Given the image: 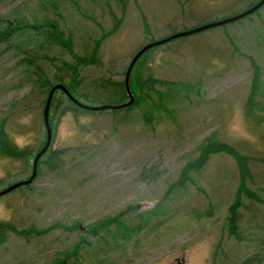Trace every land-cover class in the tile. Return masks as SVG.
I'll use <instances>...</instances> for the list:
<instances>
[{"label":"rangeland","instance_id":"rangeland-1","mask_svg":"<svg viewBox=\"0 0 264 264\" xmlns=\"http://www.w3.org/2000/svg\"><path fill=\"white\" fill-rule=\"evenodd\" d=\"M258 1L0 0V19L22 26L0 48V119L11 140L30 151L21 159L0 156V191L31 175L46 138L40 79L63 74L58 59L95 58L77 68L71 88L86 105H102L117 97L142 46ZM49 23L70 40L71 51L50 40ZM24 49L36 56L31 66L19 63ZM254 65L259 84L251 119L244 108ZM136 70L164 84L149 98L144 92L130 111L78 112L55 93L52 140L34 182L0 197V222L26 231L6 234L0 264H243L255 256L254 264H264V6L154 47ZM215 141L250 157L252 177L240 198L252 209L242 210L243 220L254 214L256 221L244 224L240 243L229 240L225 226L240 178L235 158L211 154L182 176ZM106 220L114 222L97 237L89 234ZM132 228L137 234L123 242Z\"/></svg>","mask_w":264,"mask_h":264},{"label":"trees","instance_id":"trees-1","mask_svg":"<svg viewBox=\"0 0 264 264\" xmlns=\"http://www.w3.org/2000/svg\"><path fill=\"white\" fill-rule=\"evenodd\" d=\"M19 23L20 22L14 23V22H11L9 20L5 21V20L0 19V48L2 45L10 44L12 39L20 32V30L22 29V26ZM47 28H48V33H49V37H50L51 41L58 43L63 49H68L69 51H71L70 40L67 38L63 39L62 32L59 30V28L57 27V25L55 23L54 24H52V23L47 24ZM20 51H21V54L24 55L22 60L19 62L20 65L22 64V65H26V66L27 65L31 66L35 63L36 56L34 55V53L30 52L29 50H25V49L20 50ZM147 52H145V53H147ZM73 58L75 61V63H73V64L68 63L65 60L58 59V61L61 62L60 68H62L63 74L59 73L58 75H54V78L52 81H49L45 78L40 79L39 92H40V95L44 98L42 101V103H44V105H45L46 98H47V95H48L50 89L57 84L65 86L66 89L69 91V93L75 99L84 103V101H81V99L85 100L83 98L84 96H81V94H77L76 92H74L71 87H72L74 81H76V79L78 77V73L76 71L77 68L81 65L93 64L95 62V58L94 57L81 58V57H78L75 55H73ZM139 59L136 62L135 66L132 70V73L130 75V79H129V88H130L132 95L134 96V103L129 107H126V108H123L120 110H114V111H120V112L130 111L132 109V106H134L136 103H138L140 96H142V94H144V92H145V96L147 98H149L148 92L153 91L155 85L164 84L163 81H161L159 79H153L150 76H147L146 78L143 79L141 77V75L136 70L137 63H139ZM258 84H259V68L254 65V72H253V77L251 80V90L252 91L245 101V108H244L245 115L251 119H253L257 116L256 111H255L256 103H255L254 93L258 89ZM57 91H60V90H56L52 96L50 109H49V116L51 115V113L54 110V108H53V102L55 99L54 95H55V93H57ZM63 96H65V95L63 94ZM65 98L67 99V101L69 102L70 106L73 109L77 110L78 112H80V111L86 112L85 110L75 106L66 96H65ZM126 101H128V97H127V94H126V91L124 88V79H123V81L119 84V94H117V97L115 99H109V100L105 101L104 103H102V105H104V104H120V103H123ZM110 111H113V110H110ZM87 112H90V111H87ZM99 112H101V111H99ZM6 121H7L6 118L0 119V156L2 158H15V159L16 158L17 159L26 158L29 155L30 151H28L25 148L18 147V145H16L11 140V138L9 137V131L7 129V122ZM49 125H50V129H51V134L53 135L51 121H49ZM45 134H46V132H45ZM222 153L232 155L235 158L237 165H238L239 173H240L239 184H238V188L236 191L235 199H234L233 203L230 205V207L228 208V216L226 218V223H225L229 240L234 241L235 243H240L246 239L244 234H243L244 231L242 230L244 227V224L250 226V224H252V223L255 224V221H256V220H254L255 219L254 214H252L248 218L247 221L243 220L242 210H247L248 212H251L252 209H251V207H246L242 203L241 198H240V195L245 190L247 179L252 177L251 172H250V168H249L250 157L244 155L236 147L227 145L223 142H220V141L208 142L206 145H204L201 148L200 156L198 158L199 160L195 161L193 163H189L184 168V170L182 171V176L185 177L189 171H195V170L197 171L198 168L199 169L202 168V166H203L202 164L205 163V161L209 155H211V154H222ZM27 186H29V185H27ZM246 195L249 197V199L253 198V196H251V194H249V193H247ZM113 222H114L113 220H106V221L100 223L97 227H95L93 229H89L88 230L89 234L92 235L93 237H97V233H98L97 230L107 229L108 226H110ZM8 232L20 233L22 235L26 234V231L18 232L16 230V228L13 225H11L9 222H0V244H2L5 241L6 234ZM136 232H137L136 229H133V228L131 231L130 230L126 231L125 235L121 237V240L123 242H127L131 237H133V235L137 234ZM126 234H128V236H126ZM102 239L106 240V238H102ZM103 245H105V244H103ZM257 260L258 259H256V256L251 257V258H248L247 260H245L243 262V264H254L255 262H257Z\"/></svg>","mask_w":264,"mask_h":264},{"label":"water","instance_id":"water-1","mask_svg":"<svg viewBox=\"0 0 264 264\" xmlns=\"http://www.w3.org/2000/svg\"><path fill=\"white\" fill-rule=\"evenodd\" d=\"M263 5H264V0H259L256 4H254L249 9H247L246 11H244L240 14H236L232 17L221 19L218 21L209 22V23L197 26V27L189 29V30L178 32V33L172 34L166 38H163L161 40L149 42V43L145 44L144 46H142L133 55L132 59L130 60V62L126 68L125 74H124V88H125V91H126V94L128 97V101H126V102H123L120 104H104V105H98V106H89V105H86V104L80 102L79 100L75 99L69 93V91L66 89L65 86L60 85V84L53 86L47 95L46 102H45L44 109H43V124H44L45 132H46V138H45L43 146L38 150V152L34 156V159L32 162L31 175L27 180L17 182L15 184L8 186L7 188L1 190L0 191V197L8 194L9 192H11V191H13L19 187L30 185L34 182L36 174H37L38 162H39L40 158L47 152V150L51 144L52 134H51V129H50V125H49V109H50L52 96L56 90H60L75 106H77V107H79L85 111H90V112H99V111H107V110H113L114 111V110H120V109L129 107L134 102V97H133V95L130 91V88H129L130 75L132 73V70H133L136 62L145 52H147L148 50H150L154 47L166 44V43H168L174 39L180 38V37L194 35V34L203 32V31L208 30V29H212V28L223 26V25H226V24H229L232 22H236L238 20H241V19L253 14L255 11L260 9Z\"/></svg>","mask_w":264,"mask_h":264}]
</instances>
